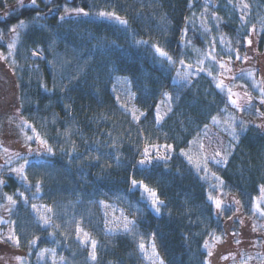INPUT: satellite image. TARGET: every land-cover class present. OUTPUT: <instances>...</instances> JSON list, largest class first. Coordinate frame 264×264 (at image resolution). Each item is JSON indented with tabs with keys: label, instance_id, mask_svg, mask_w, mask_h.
I'll return each instance as SVG.
<instances>
[{
	"label": "trees",
	"instance_id": "16d2710c",
	"mask_svg": "<svg viewBox=\"0 0 264 264\" xmlns=\"http://www.w3.org/2000/svg\"><path fill=\"white\" fill-rule=\"evenodd\" d=\"M7 3L14 6L15 0L0 1V9ZM67 7L90 14L61 19L59 10ZM100 12H115L128 24ZM10 13L0 19L2 35L20 20L25 26H17L14 51L3 61L0 100L16 88L22 117L55 155L29 160L21 178L10 172L27 158L4 166L9 173L0 174V234L2 207L14 201L3 216L14 226L28 264H52L38 260L43 249H54L63 264H144L135 241L123 234L101 238L93 261L74 237L63 235L67 227L73 230L77 216L68 218L64 209L56 224L44 226L31 208L33 203L130 199L139 232L153 237L166 264H208L205 244L225 232L230 215L227 210L218 214L210 194H235L250 214L264 186V132L246 123L240 130L237 110L216 85L219 67L209 52L215 50L219 58L244 52L243 38L254 28L264 48V0H50ZM5 50L0 42V51ZM181 60L179 70L201 63L204 69L189 81L177 80ZM121 76L130 81L139 119L114 96V82ZM164 99L169 113L157 121L156 108ZM212 126L231 131L232 147L225 165L209 162L200 170L183 153ZM152 144L172 145L171 159L138 164ZM132 179L157 190L166 207L154 211ZM91 221L81 222L92 231Z\"/></svg>",
	"mask_w": 264,
	"mask_h": 264
},
{
	"label": "rangeland",
	"instance_id": "374dc122",
	"mask_svg": "<svg viewBox=\"0 0 264 264\" xmlns=\"http://www.w3.org/2000/svg\"><path fill=\"white\" fill-rule=\"evenodd\" d=\"M4 3V0H0ZM41 3V4H40ZM50 3V0H36L37 6H46ZM21 0H15L14 6L3 4L6 9H0V19L7 16L8 13L14 9L20 8ZM23 5H31V0H23ZM23 6V7H24ZM33 6V5H31ZM34 6V7H37ZM67 9V11H66ZM56 9H52L55 11ZM60 17H72L77 15L72 8H64L59 10ZM83 15V14H80ZM111 19V18H110ZM17 34L8 33L2 35L0 33V42L5 45L6 50L0 51V70L3 74L5 65L3 61H6L14 51V47L9 49V44H14L16 41ZM252 40V44L248 45L245 42L244 52L237 51L233 56L217 57L215 50L209 52V57H216V61L219 67L217 76L215 77L216 85L221 81L226 87H218L220 90L225 92L231 103V100H236L237 103L247 107L248 96L251 97V104L255 106V109H259V113H264V106L261 105L260 88H264V48H260L259 39L256 28L251 30L249 37ZM239 53L241 59L236 58V54ZM35 56L40 53L34 51ZM10 55V56H9ZM247 56L248 59H244ZM8 57V58H7ZM220 64H224L221 68ZM179 66V67H178ZM184 65L178 62L176 67L178 72L175 75L177 80L189 81L193 77H197L204 69V63L200 65ZM248 72L254 73V76L250 77L247 75ZM179 73V75H178ZM233 77H236L233 79ZM241 80L238 82V78ZM230 88L233 95L229 98L227 89ZM252 88V89H251ZM112 91L119 105L133 117L140 116L135 105V95L131 89L130 81L127 77H118L113 85ZM247 92L248 96H245ZM18 103V92L14 88L12 92L3 100H0V174L3 176L7 170L5 165L11 161L19 160L21 158H27L28 160L42 161L52 156H38L35 152L36 149L42 148L40 140L36 139V132L33 131L34 127L26 121L17 105ZM231 105L238 112V120L245 121L248 125H253L258 130L264 132V115H260L255 109H249L241 111L237 109L234 104ZM159 112V116L163 119L169 113V104L166 99L160 101L156 108ZM231 131L225 133L222 128L212 126L208 129L206 134L197 143L193 144L187 153V158L190 156L191 161L194 163L202 161L205 156L210 157L216 151H220L222 155L229 157V139ZM33 137L32 140H28L27 137ZM203 145V147H201ZM29 148L33 149V152L29 154ZM155 149H148V152L153 156L156 155ZM54 152V151H53ZM161 152L170 155L171 150L165 152L164 148L161 147ZM19 154V155H18ZM144 159V152L139 159ZM209 162H214L209 159ZM227 162V161H226ZM148 164V163H145ZM140 164V165H145ZM223 163L221 165H225ZM20 167V166H19ZM15 169H18L15 168ZM9 173V172H7ZM11 174L21 178V174L11 171ZM143 195V198L148 202L149 206L152 207L150 200L147 197V193L141 186L139 188ZM150 189V188H149ZM210 196L219 198L225 202V208H231L230 215H233V219H227L228 231L221 235H216L209 239L207 242L208 264H264V214L257 210L256 204H259L260 209H264V191L260 190L258 196L255 198L253 203L252 211L250 214L244 212L241 202L239 211H236L235 206L232 205L233 199L239 200V197L232 193L219 190L216 193L210 194ZM213 204L214 201L210 199ZM36 207L33 208L32 206ZM12 206V202L7 203L2 207V211H9ZM31 206L32 211L36 219L44 226L49 224H56V216L65 209V214L68 218L77 216V221L73 222V230L67 227L68 231H63V235L66 234L69 237H74L76 242H79L82 248L88 250L89 257L92 251L90 240L96 241V249L101 244V238L108 239L113 235H128L136 243L137 252L144 264H166L161 252L159 251L157 244L153 237H142L139 232V223L137 212L130 199L127 203L118 200L110 199H95L91 202L83 201H69L65 203L47 204V203H33ZM49 209L51 211H49ZM226 211V210H225ZM225 211L222 212L225 215ZM228 211V210H227ZM2 222L3 228L0 234V264H28L26 256L22 253L20 243H16L17 234L14 226L9 223V220L3 216ZM82 218L88 220L89 224L93 220V230H97L93 235V230H89L83 226ZM44 220L49 223L45 224ZM126 221H132L129 224L131 231H124V224ZM235 221V223H234ZM239 221H242L240 223ZM255 226V230H254ZM70 229V230H69ZM79 236L77 235V230ZM233 233H236L233 235ZM216 237H219L217 239ZM239 240V243L236 241ZM143 244L144 248L140 245ZM153 245L155 247L153 248ZM38 260L40 262L50 261L52 264H63L64 260L60 258L54 249H43L39 255Z\"/></svg>",
	"mask_w": 264,
	"mask_h": 264
},
{
	"label": "snow or ice",
	"instance_id": "6c2138e0",
	"mask_svg": "<svg viewBox=\"0 0 264 264\" xmlns=\"http://www.w3.org/2000/svg\"><path fill=\"white\" fill-rule=\"evenodd\" d=\"M31 5L37 6L36 5V0H31ZM20 6L21 7L24 6L23 5V0H21ZM66 11H67V9H66ZM73 11L77 15H80V14L89 15L90 14L88 12H85V10L83 8H76V9H73ZM7 15H11V13H8ZM98 15L99 16H102V17H108V18H111V19H115V20H117L122 25H127L128 24V21L127 20L121 19L119 16L116 15L115 12H100V13H98ZM61 19H63V17H61ZM17 26H20V27L25 26V21L24 20H20L18 22V25H11L9 31L11 33L15 34L16 33V29H17ZM186 34H187V29H184L183 30V33H182V36L183 35H186ZM243 39L246 41V43L248 45H251L252 44V40L250 38L244 37ZM139 43H147V42H139ZM14 46H15L14 44H9L8 45L9 49L13 48ZM152 47H154L155 51L157 53H159L160 56H167L169 60L172 59L170 56H168V53L167 52H165L162 48L159 47V45H152ZM236 58L237 59H241V56L239 55V53L236 54ZM212 59L215 60L216 57L215 56H212ZM244 59H248V57L245 56ZM180 63H183V61L181 60ZM189 67H191V66H189ZM220 67L223 68L224 67V64H220ZM178 75H179V73H178ZM247 75L250 76V77H252V76H254V73L248 72ZM235 78L236 77H233V79H235ZM217 87H226V86L223 84V81H221L217 85ZM227 92H228V95H229V98H230L233 95L231 89L228 88L227 89ZM260 95H261V105L264 106V88H260ZM245 96H248L247 92H245ZM231 103L234 104L236 106V108L237 109H240L241 111H245V110H249V109H255V106L251 104V97L250 96H248V104H247V107H245L244 105H241V104L237 103L236 100H231ZM255 111L257 113H259V109H255ZM259 114L260 115H264V113H259ZM142 115H146V114L142 113ZM134 119H138V117H135L134 116ZM160 119H161V117L159 116V112L157 110L156 120L159 121ZM245 123H246L245 121L241 120V122H240V125H241V129L240 130L241 131H245L246 130ZM261 127H264V125H262ZM33 131H35V129H33ZM233 135L234 136L237 135L235 133V130L234 129H233ZM27 139L28 140H32L33 137L28 136ZM36 139L37 140H40V144L42 145V148H38V149L35 150V152H36V154L38 156H54L55 155V153L53 152V149L48 145V143H47L46 140L41 139L38 134L36 136ZM150 147L153 148V149H155L156 155L153 156L152 154H150L148 152V148H145L144 149V159L138 161L137 162L138 164L151 163L153 161H160V160L167 161V160H170L171 159V157L169 155H166V154H164V153L161 152V146L160 145L152 144V145H150ZM201 147H203V145H201ZM229 147H232V145L230 144ZM163 148H164L165 152H167L169 150H173V146L172 145H167L166 144V145L163 146ZM115 150L117 152L119 151L118 148L115 149ZM28 151H29V154H31L33 152V149L29 148ZM73 151H75V148H73ZM181 152L183 153V150H181ZM183 154L184 155H187V153H183ZM115 158L117 159V161H119V156H116ZM97 159H99V158L97 157ZM188 159L191 162V159L192 158L190 156L188 157ZM209 159L215 161L216 164H223V163H226L227 156L222 155L220 151H216L210 157L205 156V158L202 161L197 162L196 163L197 169L206 170L207 169V166H208V163H209ZM30 163H31V161H29L28 159H25L24 160V165H21L18 169H13V172L19 173L23 177V173H24L25 166L26 165H30ZM47 163L50 165L51 164V160H48ZM37 167H39V165H37ZM213 175H215V174H213ZM0 183H3V182L0 181ZM130 183H131L132 187L135 188V189H137V190H139V188L141 186L144 188V191L147 193V197L150 200V203H151L152 207L155 209V211L157 213H159L161 206L166 207V205L164 204V202L162 200H160L159 194H158L157 190H155V189H149L148 186L146 184H143L142 181H137L135 179L130 180ZM220 183L222 185L223 184V181L221 180ZM35 187L37 189V194L40 193L41 183L40 182H37V184L35 185ZM262 191H264V186H262ZM209 199H212L214 201V206H215V209L218 211V214L222 213L225 210L231 211V208H228V209L225 208V202L222 201L221 199L215 198V197H212V196H209ZM8 200L11 201L12 198L11 197H8ZM12 202L15 203L14 201H12ZM232 205L235 206L236 211L238 212L239 211V206H240V201L233 199ZM32 207L35 208L36 206L33 205ZM256 208H257V210L261 211V214H264V209H260L259 204H256ZM49 211H51V210L49 209ZM233 215H235V213H233L232 215H229L228 216V219L229 220H232L233 219ZM239 222L242 223V221H239ZM44 223L45 224H48L49 222L47 220H44ZM132 223H133L132 221H126L125 222V224H124V231L125 232L131 231V229L129 228V224H132ZM234 223H235V221H234ZM254 230H255V226H254ZM80 231H82V230H80V229L77 230V235L78 236H79V232ZM227 231H228V228L226 226L225 227V233H227ZM235 234L236 233H233V235H235ZM216 238L219 239V237H216ZM89 242H90L91 248H92V251H91V254H90V259L93 260V261H95L96 260V251H95V249H96V241L95 240H90ZM236 242L239 243V240H237ZM16 243L17 244L19 243L18 238L16 240ZM30 243L35 244L36 241L33 240V241H30ZM140 247L141 248H144V245L141 244ZM154 247H155V245H153V248ZM205 247H207V244H205ZM209 255H211V253H209ZM160 264H163V261H161ZM209 264H210V262H209Z\"/></svg>",
	"mask_w": 264,
	"mask_h": 264
}]
</instances>
